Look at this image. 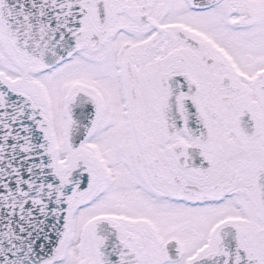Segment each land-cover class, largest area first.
I'll list each match as a JSON object with an SVG mask.
<instances>
[{
	"label": "snow or ice",
	"instance_id": "obj_1",
	"mask_svg": "<svg viewBox=\"0 0 264 264\" xmlns=\"http://www.w3.org/2000/svg\"><path fill=\"white\" fill-rule=\"evenodd\" d=\"M0 264H264V0H0Z\"/></svg>",
	"mask_w": 264,
	"mask_h": 264
}]
</instances>
